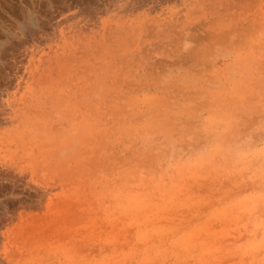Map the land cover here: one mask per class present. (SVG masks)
Wrapping results in <instances>:
<instances>
[{
  "label": "rangeland",
  "instance_id": "rangeland-1",
  "mask_svg": "<svg viewBox=\"0 0 264 264\" xmlns=\"http://www.w3.org/2000/svg\"><path fill=\"white\" fill-rule=\"evenodd\" d=\"M0 41V264H264V0H0Z\"/></svg>",
  "mask_w": 264,
  "mask_h": 264
},
{
  "label": "clouds",
  "instance_id": "clouds-1",
  "mask_svg": "<svg viewBox=\"0 0 264 264\" xmlns=\"http://www.w3.org/2000/svg\"><path fill=\"white\" fill-rule=\"evenodd\" d=\"M258 150H260V151H264V144H261V145H260V149H258Z\"/></svg>",
  "mask_w": 264,
  "mask_h": 264
},
{
  "label": "bare ground",
  "instance_id": "bare-ground-1",
  "mask_svg": "<svg viewBox=\"0 0 264 264\" xmlns=\"http://www.w3.org/2000/svg\"><path fill=\"white\" fill-rule=\"evenodd\" d=\"M32 21H33V20H32ZM30 22H31V21H30ZM35 28H36V27H35ZM2 44H3L2 41H0V45H1V46H2Z\"/></svg>",
  "mask_w": 264,
  "mask_h": 264
}]
</instances>
